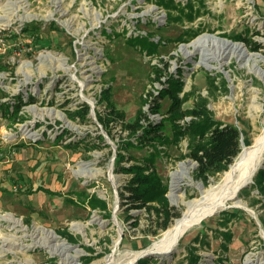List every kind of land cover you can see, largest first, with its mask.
<instances>
[{
    "label": "rangeland",
    "instance_id": "obj_1",
    "mask_svg": "<svg viewBox=\"0 0 264 264\" xmlns=\"http://www.w3.org/2000/svg\"><path fill=\"white\" fill-rule=\"evenodd\" d=\"M225 42L264 57V0H0V264H126L219 183L264 132V76L252 69L264 60ZM176 82L183 117L163 94ZM195 109L241 132L240 154L207 183L191 158L197 137L177 132L199 122ZM150 122H165L167 140L141 142ZM146 161L165 203L133 208L121 169ZM257 171L245 207L229 201L171 255L136 264H264ZM166 207L180 216L162 230Z\"/></svg>",
    "mask_w": 264,
    "mask_h": 264
},
{
    "label": "trees",
    "instance_id": "obj_2",
    "mask_svg": "<svg viewBox=\"0 0 264 264\" xmlns=\"http://www.w3.org/2000/svg\"><path fill=\"white\" fill-rule=\"evenodd\" d=\"M240 37V36H239ZM248 42L245 37H240ZM251 49L258 50L259 44L256 42L247 43ZM180 82L173 84L171 88H168L163 94L168 96L172 100L171 108L168 114L172 116L183 117L181 111L182 102L177 95ZM21 105L15 107V112L20 110ZM108 107L111 109V115H117L113 104H109ZM155 109L152 110L154 113H158L160 105L156 104ZM193 116L199 117V122H194L191 128L188 130H178V135L191 134L192 137H197V143L193 145L191 152V158L197 164V175L204 183H207L211 177L216 176L228 169L233 163L235 158L241 152V132L238 128L231 124H217L206 118V114L203 111L193 110ZM119 116V115H118ZM103 119H101L102 121ZM202 120V121H201ZM141 122V117L138 119ZM164 127L165 122L159 123H148L147 126H140L141 130V142L145 140L152 142H164ZM134 160V159H133ZM147 163L139 164L135 163L127 168H122L121 172L131 175V180L127 184L126 192L128 202H130L133 208H145L148 207L149 203L160 202L164 206V193L165 188L162 185V180L156 177V172L153 163L146 161ZM259 183L264 182V169H259L255 176ZM152 209L151 207H148ZM158 219L165 220V223L161 225L162 230H166L170 223L180 216V213H172L169 208H156ZM159 232H155L157 235ZM67 237L68 234H66Z\"/></svg>",
    "mask_w": 264,
    "mask_h": 264
},
{
    "label": "bare ground",
    "instance_id": "obj_3",
    "mask_svg": "<svg viewBox=\"0 0 264 264\" xmlns=\"http://www.w3.org/2000/svg\"><path fill=\"white\" fill-rule=\"evenodd\" d=\"M225 44L239 49L241 53L245 54V56L248 55L249 59L255 63L259 60H264V57L261 55L248 54L240 44H231L229 42H225ZM252 69L259 76H264V72H262L258 65L256 67L253 65ZM263 147L264 132L258 139H256L255 146L250 151H243L239 160L234 165L230 166L231 169L225 173L219 183L213 185L209 189H202V197L200 199L185 202L187 211L181 218L176 219L174 224L164 232L163 236L155 245L148 250L135 254L126 264H136V260L142 254L158 253L162 256L171 255L179 240L187 230L198 225L206 217L212 215L217 210L226 207L229 201L235 205L245 207V204H243L240 200L241 198H239V194L243 188L252 183L255 172L261 164V152ZM190 165V163L185 164L187 168ZM183 176V173L180 171L174 175L175 181L173 183V190L177 188L178 182L183 179ZM53 236L55 237L54 234ZM55 238L57 239L58 236Z\"/></svg>",
    "mask_w": 264,
    "mask_h": 264
},
{
    "label": "built area",
    "instance_id": "obj_4",
    "mask_svg": "<svg viewBox=\"0 0 264 264\" xmlns=\"http://www.w3.org/2000/svg\"><path fill=\"white\" fill-rule=\"evenodd\" d=\"M3 42H4V40H3ZM3 42H2V43H3ZM4 43H5V42H4ZM17 190H18V186L15 187V191H17Z\"/></svg>",
    "mask_w": 264,
    "mask_h": 264
},
{
    "label": "water",
    "instance_id": "obj_5",
    "mask_svg": "<svg viewBox=\"0 0 264 264\" xmlns=\"http://www.w3.org/2000/svg\"><path fill=\"white\" fill-rule=\"evenodd\" d=\"M259 170V169H258ZM258 172V171H257ZM139 258H141V256L139 257Z\"/></svg>",
    "mask_w": 264,
    "mask_h": 264
},
{
    "label": "crops",
    "instance_id": "obj_6",
    "mask_svg": "<svg viewBox=\"0 0 264 264\" xmlns=\"http://www.w3.org/2000/svg\"><path fill=\"white\" fill-rule=\"evenodd\" d=\"M21 183V181L19 182V184Z\"/></svg>",
    "mask_w": 264,
    "mask_h": 264
}]
</instances>
